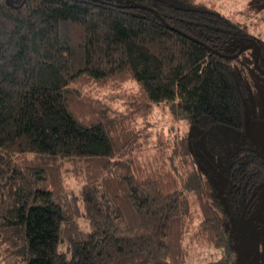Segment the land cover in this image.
I'll return each instance as SVG.
<instances>
[{"label":"trees","instance_id":"1","mask_svg":"<svg viewBox=\"0 0 264 264\" xmlns=\"http://www.w3.org/2000/svg\"><path fill=\"white\" fill-rule=\"evenodd\" d=\"M252 42L264 71V39L200 0H0V264H192V242L238 264L190 139L149 146L150 117L245 131L264 74L252 45L227 56ZM228 187L254 209L247 142Z\"/></svg>","mask_w":264,"mask_h":264},{"label":"rangeland","instance_id":"2","mask_svg":"<svg viewBox=\"0 0 264 264\" xmlns=\"http://www.w3.org/2000/svg\"><path fill=\"white\" fill-rule=\"evenodd\" d=\"M213 6L216 11L246 26L250 33L264 39V0H200ZM251 53L253 50H249ZM264 68V60H261ZM259 79V78H258ZM255 80L257 94L249 95L245 100L246 129L234 131L217 126L213 130L202 132L198 127L184 122L176 123L165 109L154 110L150 117L154 124L149 146L155 143L165 144L187 136L191 142L192 154L196 163L189 162L187 169L195 170L197 164L203 176L213 184L215 198L224 211L228 232L238 250V264H264L260 251L264 247V187L254 209L230 211L226 205L228 193V165L232 151L241 143L247 142L264 157V95ZM132 90V87L128 88ZM155 150L151 149L150 154ZM177 160L176 164L179 165ZM186 171V170H185ZM193 203L194 199L192 200ZM190 262L192 264H212L219 250L199 242L190 243Z\"/></svg>","mask_w":264,"mask_h":264},{"label":"water","instance_id":"3","mask_svg":"<svg viewBox=\"0 0 264 264\" xmlns=\"http://www.w3.org/2000/svg\"><path fill=\"white\" fill-rule=\"evenodd\" d=\"M11 2H12V0H11ZM251 45L254 46V47L256 48V50H257V55H256V57H255V59H254V65L259 69V67H258V60H259V57H260V49H259V46H258L257 44H249V43L244 44V45L239 49V51H238L237 53H235L234 55L227 56V57H229V58H234V57L238 56V54H239L240 52H242V51H244L245 49L249 48ZM261 72L264 73L263 71H261ZM263 254H264V248L262 249V251H261V253H260V257H261L262 260H264V256H263Z\"/></svg>","mask_w":264,"mask_h":264},{"label":"flooded vegetation","instance_id":"4","mask_svg":"<svg viewBox=\"0 0 264 264\" xmlns=\"http://www.w3.org/2000/svg\"><path fill=\"white\" fill-rule=\"evenodd\" d=\"M249 44H255V43L252 42V43H249ZM252 47H254V46H252ZM259 70L262 71L260 68H259ZM263 72H264V71H263ZM263 74H264V73H263ZM242 209H247V207H242ZM250 209H253V208H250ZM263 248H264V247H263ZM263 248H262V249H263ZM261 251H262V250H261ZM261 251H260V253H261ZM263 256H264V254H263Z\"/></svg>","mask_w":264,"mask_h":264}]
</instances>
